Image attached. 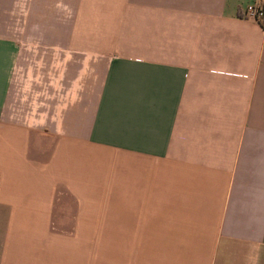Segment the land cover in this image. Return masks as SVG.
I'll list each match as a JSON object with an SVG mask.
<instances>
[{
  "label": "crops",
  "instance_id": "crops-1",
  "mask_svg": "<svg viewBox=\"0 0 264 264\" xmlns=\"http://www.w3.org/2000/svg\"><path fill=\"white\" fill-rule=\"evenodd\" d=\"M32 2L0 0V264H264V0H64L28 46Z\"/></svg>",
  "mask_w": 264,
  "mask_h": 264
},
{
  "label": "rangeland",
  "instance_id": "rangeland-1",
  "mask_svg": "<svg viewBox=\"0 0 264 264\" xmlns=\"http://www.w3.org/2000/svg\"><path fill=\"white\" fill-rule=\"evenodd\" d=\"M19 8V10H18ZM23 6L17 5L16 12V28L13 29L15 36L26 35L30 44L28 46H35L39 43V40H46L50 44H57L54 42L56 39L63 40L64 34L68 33V27L65 23L66 18L70 16L71 11L66 7L64 0H33L30 15L25 20L24 24H21L20 20L23 17ZM44 37V38H43ZM25 39L22 38L18 45L24 46ZM64 47L66 46L63 42ZM65 47V56L69 55Z\"/></svg>",
  "mask_w": 264,
  "mask_h": 264
},
{
  "label": "built area",
  "instance_id": "built-area-1",
  "mask_svg": "<svg viewBox=\"0 0 264 264\" xmlns=\"http://www.w3.org/2000/svg\"><path fill=\"white\" fill-rule=\"evenodd\" d=\"M244 17H248L256 21L264 28V6L259 3H249L244 7Z\"/></svg>",
  "mask_w": 264,
  "mask_h": 264
}]
</instances>
